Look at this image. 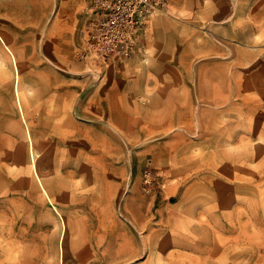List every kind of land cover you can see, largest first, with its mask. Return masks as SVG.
<instances>
[{
  "label": "rangeland",
  "instance_id": "obj_1",
  "mask_svg": "<svg viewBox=\"0 0 264 264\" xmlns=\"http://www.w3.org/2000/svg\"><path fill=\"white\" fill-rule=\"evenodd\" d=\"M90 2L53 59L0 35V264H264V0H168L111 62Z\"/></svg>",
  "mask_w": 264,
  "mask_h": 264
},
{
  "label": "built area",
  "instance_id": "obj_2",
  "mask_svg": "<svg viewBox=\"0 0 264 264\" xmlns=\"http://www.w3.org/2000/svg\"><path fill=\"white\" fill-rule=\"evenodd\" d=\"M167 4L168 0H91L79 57L103 62L132 58L142 49L151 13Z\"/></svg>",
  "mask_w": 264,
  "mask_h": 264
},
{
  "label": "crops",
  "instance_id": "obj_3",
  "mask_svg": "<svg viewBox=\"0 0 264 264\" xmlns=\"http://www.w3.org/2000/svg\"><path fill=\"white\" fill-rule=\"evenodd\" d=\"M59 1L0 0V35L6 38V35L12 33L11 30H14L18 34L20 33L19 30L23 32L33 28H42L46 39L42 42L41 49L46 51L44 53L47 58L53 59L54 56L49 52L50 49H53L55 43L54 29L56 24L51 19L70 17L72 6V0H65L66 6L64 9L60 7L59 10H56L57 2ZM0 39L3 40L1 36ZM17 96L19 98V95Z\"/></svg>",
  "mask_w": 264,
  "mask_h": 264
}]
</instances>
